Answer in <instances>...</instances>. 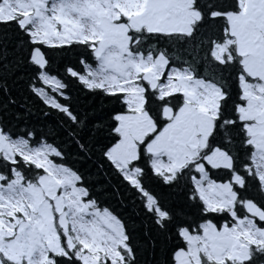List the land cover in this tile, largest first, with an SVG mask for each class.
<instances>
[{"label": "snow or ice", "instance_id": "obj_1", "mask_svg": "<svg viewBox=\"0 0 264 264\" xmlns=\"http://www.w3.org/2000/svg\"><path fill=\"white\" fill-rule=\"evenodd\" d=\"M0 264H264V0H0Z\"/></svg>", "mask_w": 264, "mask_h": 264}]
</instances>
